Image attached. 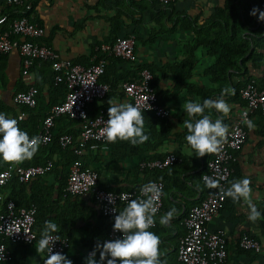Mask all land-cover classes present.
<instances>
[{"label":"crops","instance_id":"1","mask_svg":"<svg viewBox=\"0 0 264 264\" xmlns=\"http://www.w3.org/2000/svg\"><path fill=\"white\" fill-rule=\"evenodd\" d=\"M153 5V0H24L19 7H8L6 0H0V16H6L9 23L19 15L27 14L28 19L44 30V36L39 43L53 49L62 61L72 64L89 62L93 54L92 48L98 44L109 45L105 42L110 43L111 40L128 35L135 37L137 62L133 66L154 68L162 106L170 112L168 119L170 134L161 141L149 138L142 144L133 145L131 155L119 160L112 159L109 146L91 144L82 160L87 168L98 173L100 188L123 192L138 190L142 186L144 177L143 171L139 169L141 162L161 160L169 154L177 158L178 161L174 166L162 171L165 181L163 208L155 218V227L149 231L160 237L159 250L162 264H180L176 258V251L180 239L185 234L183 222L189 211L199 205L207 194V187L201 181V175L206 162L216 153H207L198 157L179 137L185 129L184 122L180 120H184V117L189 119L184 104L190 100L202 103L204 100L202 97L215 99L226 87L234 90L223 97L230 108L226 115L214 109H205L206 112L203 113L209 115L212 120L222 119L229 130L244 108L243 101L238 97L239 91L248 82L259 83L264 78V29L260 36L253 37L258 41L257 45L262 48L254 46L247 40L254 58L246 56L237 61L234 68L228 71L226 81L222 85L212 83L207 75V71L215 64V58L209 56L203 49H197L194 52L197 63L192 69L190 78L181 84L177 94L172 95L176 86L172 69L183 62L185 58L183 48L194 40L191 31L180 27V18L183 20L188 17L201 25L210 18L215 9L224 7L225 0H175L171 7L164 9L154 8ZM8 23L0 25V35L8 29ZM257 29L262 27L259 28L258 25L252 32ZM112 33L115 34L110 37ZM250 35L249 32H244L241 37L248 39ZM131 66L129 63H123L117 69L118 72L122 70L125 73V70L132 68ZM47 76L49 73L46 71L35 70L23 76L21 58L15 50L0 56V111L10 108L13 112L5 113L9 118H16L19 114L25 113L27 117L22 124L28 123V114L23 111V107L14 105L12 98L17 93L25 92L29 87L37 86L36 107L28 110L33 111V116L40 125L39 120L45 116L53 100H59L52 93ZM121 85L114 88L110 95L93 104L90 110L109 107L113 103H130L121 94ZM201 91L207 92L205 96H201ZM64 119L61 117L55 121L53 135L68 132L70 135L78 134L79 137L78 124ZM250 121L253 127L245 126V142L234 154L232 164L238 170L236 180L244 177L249 179L250 199L261 212V218L254 222L249 221L247 205L242 200L233 202L231 198L226 197L221 211L210 222L208 228L211 231L224 232L227 264H264V115L254 114L250 117ZM159 131L160 126L157 124L155 135ZM145 132L147 133L146 127ZM123 151L119 145L117 154ZM51 161L54 171L39 180H34L37 184L57 192L58 188L65 184L62 178L63 175L68 177L69 168L67 175L63 173L62 159L56 154L52 156ZM57 198V195H52L51 203L56 204L52 209H57L50 216L52 222L58 226L59 218L55 216L62 213L61 219L66 226H70L72 224L70 220L73 219L72 246L65 253L66 257L69 259L72 256L87 255L86 243L94 236L98 237L96 233H105L100 211L93 197L89 195L73 197L67 203L65 198L61 197L58 202ZM172 207H175L176 212L170 223L161 225L159 217ZM244 235L260 244V252L253 253L239 249L238 240ZM32 247L27 255L30 263L44 264L46 258L36 251V246ZM23 255L20 251L17 253L18 257Z\"/></svg>","mask_w":264,"mask_h":264},{"label":"built area","instance_id":"2","mask_svg":"<svg viewBox=\"0 0 264 264\" xmlns=\"http://www.w3.org/2000/svg\"><path fill=\"white\" fill-rule=\"evenodd\" d=\"M162 7H168L175 0H155ZM24 0H6L8 7H19ZM8 23L6 16H0V25ZM44 36V30L26 17L14 19L8 23V29L0 35V56L9 54L15 50L21 58L22 75L27 76L34 66L51 63L55 84H64L66 87L65 99L52 106L46 112L45 117L37 129L35 136L41 138L40 146L48 145L54 135L52 133L54 123L58 118L65 117L75 121L79 126V137L75 143L69 134L59 136L58 143L61 148L77 145L74 150L76 160L68 171L67 184L63 190L64 196L78 197L92 196L101 215L111 219L120 211V207L128 203L129 199L146 198L140 191L113 192L100 188L97 172L84 167L83 156L88 146L97 144L109 146L112 142L106 140L103 128L107 120V110L100 108L94 118H90L89 109L94 102L105 98L109 92V85L101 83L100 78L104 74L108 58H117L129 64L137 62L136 39L133 35L119 38L112 45L96 46L93 50L89 66H82L62 61L56 52L39 43ZM11 37H16L12 39ZM152 75L148 70H143L137 81L123 83L121 91L124 97L133 104L148 108L144 113H152L158 119H169L170 112L158 104V97L150 86ZM38 90L29 87L25 92L13 96L12 102L19 107L34 109L37 104ZM239 97L244 103V108L239 112L219 150L205 164L201 175V181L207 187V194L201 203L193 207L184 219V236L180 239L176 251V258L180 264H227L228 254L226 238L222 230L211 231L208 228L210 222L221 211L226 197L224 190L232 175L231 163L234 162V154L241 148L246 139L245 120H250L254 114L264 115V78L258 87L254 81H250L239 91ZM26 114L21 113L17 119L18 126L26 120ZM21 129V128H20ZM30 136V135H29ZM31 137V136H30ZM177 158L166 155L161 160L141 162V171H163L177 163ZM21 162H10L7 169L0 171V189L16 178L20 184H28L34 179L42 178L49 174L53 168L52 161L44 166L24 167ZM208 176L219 181L216 187L206 185L204 177ZM162 187V193L157 202L160 214L163 208L164 184L155 182ZM109 194L113 202L109 203ZM1 204V196H0ZM35 208L25 209L17 207L13 201H8L0 211V237L9 246L26 244L38 247V240L33 233ZM155 227V223L151 228ZM150 228V229H151ZM55 235V234H53ZM58 236V235H55ZM120 233L110 227L105 240L116 239ZM59 237L52 247L53 252L65 254L70 248L68 238ZM239 249L258 253L260 244L253 238L244 235L237 243ZM0 252L3 259L0 264L11 261V250L4 243L0 244ZM91 252L87 253L89 256ZM46 258V253H42Z\"/></svg>","mask_w":264,"mask_h":264},{"label":"trees","instance_id":"3","mask_svg":"<svg viewBox=\"0 0 264 264\" xmlns=\"http://www.w3.org/2000/svg\"><path fill=\"white\" fill-rule=\"evenodd\" d=\"M153 4H154L153 5L154 8H160V9L169 8L172 6L170 5L168 7H162L155 0H153ZM253 7L264 9V0H225L224 7L215 9L214 13L210 16V18H208L201 25H198L195 22V20L192 21L188 17L183 18V20L182 18H180L179 20L180 27L183 28L184 30L191 31L194 34V40L191 44L184 46L183 53L185 58L183 62L177 64L172 69L173 76L176 79V86L172 91V95L177 94L181 84L190 78L192 69L195 67L197 63V60L194 56V52L199 48L206 51L209 56L215 58V64L210 70L207 71V75L210 77L212 83L219 85L225 83L228 71L234 68V64L237 61L244 59L246 56L254 58L253 54H251L250 51V43H248L247 40H249V42H252L254 46L262 48V46L257 45L258 41L253 37H258L262 34L261 32L264 29V22L257 20L256 16L249 14ZM20 17L29 18L27 14L19 15L18 18ZM258 25L259 28L262 27V29H257L256 31L252 32V30L257 28ZM244 32H249L251 34L250 37H248V39L241 37ZM114 34L115 33H112L110 37H113ZM11 38L16 39V37H11ZM115 41L116 39L111 40L110 43L105 42V44L112 45L115 43ZM100 45L101 44H98L96 46H100ZM96 46H94L92 50H94ZM123 63L126 62L113 57L107 60V65L105 67L104 74L100 78L101 83L109 85L110 89L109 92L107 93V96L110 95L113 89L116 88L118 85L127 82L137 81L139 79L140 73L143 70H148L152 75V81L150 83V86L158 97V104L162 106L163 102L161 101L160 92L157 88L158 81L154 75V68L152 66H133L134 64H131L132 68L129 70H125L126 71L125 73H123L124 71L122 72V70L118 72L117 67ZM73 64L89 66L90 61L82 64L81 63H73ZM32 70H35L37 72L46 71L47 73H49V76H47L48 84L52 89L51 90L52 93L55 94V97L57 96L59 98V100L57 101L53 100L49 108L59 104L65 99L66 87L62 83L55 84L54 74L51 69V63H45L39 67L34 66L31 69V71ZM261 83L262 82L256 84L258 87H260ZM35 88L38 90L37 86ZM200 93L202 94L201 96H205L207 92L201 91ZM202 98L205 99V97ZM96 102H94V104ZM100 108L107 110L108 106L99 107L95 111L94 110L91 111L89 109L90 118H94L97 115ZM22 109L24 112L28 114L29 118H28V123L21 124L20 128L25 132H27L28 135L33 136L37 133L36 127L38 129L39 126L38 122L36 121L37 119L33 116L34 115L33 111H29L28 108L26 107H23ZM0 112L9 113L13 111L10 108L9 109L6 108ZM144 116H145V127L147 128V133L151 140L161 141L169 136L170 122L168 119H158L152 113H144ZM44 117L45 116H43V118L39 121L42 122ZM65 119L67 121H70L71 123L76 124L75 121H72L68 118ZM185 120L187 119H185L184 117V120L182 119L180 120V122L182 121L184 122ZM157 124H159L160 126V131L158 132L157 135H155V129ZM64 134L70 135V133L68 132H59L56 136H54V138L48 145L39 146L34 156L31 159H28L25 162H23L22 165L24 167L44 166L47 162L51 161L52 156L56 154L61 157L62 159L61 169L63 173H66L67 175L68 168L76 160V156L74 155V150L77 148V145L75 144L71 147H67L64 149L61 148V146L58 143V138L59 136ZM186 134H187V129L185 128L183 133L179 135V137L182 138L185 141V143H187L185 140ZM77 135H71L74 141L76 140V137H78ZM119 145L123 148L124 151L120 154H117V148ZM109 148L111 151L112 159L119 160L122 157H127L128 155H131L132 149L134 147L128 141L116 140L115 142L109 144ZM9 164L10 162L0 160V171L7 169ZM84 167L87 166H85L84 164ZM230 167L233 170V174L231 175L227 183V188L231 185V183L234 180H236L238 175L237 167L232 163ZM53 171H54V167L52 168L50 173H52ZM64 176L65 175H63L62 180L63 182H65V184L62 187H59L57 192H55L54 189L45 188L42 185L37 184L36 180H39L41 178L33 180L28 184H20L16 178H13V180L10 183H8V185L0 189V196H1L0 211L3 208V205H5L8 201H13L14 204L20 208H25V209L35 208L34 225L32 231L36 235V238L39 239L40 232L44 227V222L45 221L52 222L50 216L51 214L57 211V209L54 210L52 209L53 205L54 206L56 205L51 203L52 195H57L58 197L57 202L59 199H61V197L65 198L66 203L73 198L70 196L68 197L64 196L63 190L66 186V180L68 178L67 176L65 177ZM142 176L144 177L142 185L152 181V182L164 183V187H165L164 173L162 171H155V170L143 171ZM125 206L126 205L121 206L120 211L123 210ZM62 214L55 216V218H59L58 219L59 221L57 220V222H59L58 225L59 229H57V232L53 234L63 238H68L70 241V248H71L72 246L71 237H73L74 234V229H71V226L73 224L72 221L73 219L70 220L72 224L70 226H66V223L63 221V219H61V217L63 216ZM100 217L102 219L101 220L102 225L105 228L104 230L105 233L104 234L96 233L99 236L98 237L94 236L92 239H90V241L86 243V249L88 252H92V250L94 249L97 243H102L103 241H105L108 231L110 227L113 225V221L109 218L103 217L101 213H100ZM1 243H4L6 246H8V248L11 250V255H12L11 261L5 264H31L30 261L28 260L27 255H29L30 253L29 251L33 248L32 246L26 244L9 246L8 243L3 242L0 237V244ZM19 251L24 255L18 257L17 253H19ZM87 257H88L87 255H81V256H72L69 259L73 261V264H84V261L86 260ZM93 258L94 259L99 258L98 251L96 253V257Z\"/></svg>","mask_w":264,"mask_h":264},{"label":"clouds","instance_id":"4","mask_svg":"<svg viewBox=\"0 0 264 264\" xmlns=\"http://www.w3.org/2000/svg\"><path fill=\"white\" fill-rule=\"evenodd\" d=\"M249 14L264 22V9L253 7ZM231 91L234 90L226 87L215 99L206 98L202 103L190 100L184 104V110L189 116V119L184 121L187 129L185 140L196 156H204L219 150L228 131L227 125L222 122V119L212 120L209 115L203 113L205 109H214L226 115L230 108L223 97ZM148 108L141 109L133 103H113L109 106L103 128L106 140L128 141L134 146L147 141L149 136L145 132L144 111ZM196 116L199 118H195ZM244 123L249 128L253 127L250 120H245ZM40 143L39 136L30 137L27 132L20 129L17 119L9 118L5 113L0 112V160L21 162L31 159ZM204 180L209 187H216L219 183L217 179L208 176H205ZM249 184L247 177L234 180L223 194L231 198L233 202L242 200L247 205L248 220L254 222L261 218V212L250 199ZM140 191L146 198L129 199L126 196L128 203L113 218V231L119 232L120 236L97 243L84 264H162L159 250L160 237L149 231L158 212L157 202L161 196L162 187L150 181L143 184ZM108 200L109 203L113 202L111 194ZM175 212V207L170 208L159 217V223L168 225ZM57 229L56 223L44 222L36 251L47 254L44 264H73V261L62 252L52 251L54 243L59 241V237L53 235ZM97 251L99 258L94 259ZM0 259H3L2 252H0Z\"/></svg>","mask_w":264,"mask_h":264}]
</instances>
